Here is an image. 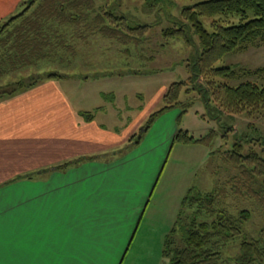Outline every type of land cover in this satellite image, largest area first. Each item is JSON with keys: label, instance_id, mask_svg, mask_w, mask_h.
Here are the masks:
<instances>
[{"label": "rangeland", "instance_id": "rangeland-1", "mask_svg": "<svg viewBox=\"0 0 264 264\" xmlns=\"http://www.w3.org/2000/svg\"><path fill=\"white\" fill-rule=\"evenodd\" d=\"M28 1H18L14 16L25 9ZM204 1L207 0H111L108 9L126 17L130 27L149 26L146 36L142 31L136 35L144 38V43L139 44L138 38H134L125 45L99 34L90 35L85 41L73 39L71 44L77 53L75 56L66 53L69 63H60L55 58L0 78L1 90L18 81L26 85L49 73H57L63 76L57 79V85L73 108L94 113L96 124L110 134L115 133V136L108 135L111 144L104 137L107 139L104 150L88 154L107 163L123 160L124 164L120 162L113 173L117 177L112 189L124 191L142 205L137 219L139 228L122 264H168L163 251L175 228L178 234L175 240L179 239L180 226L185 224L189 211L183 203L185 196L191 189L212 192L225 186L228 179V210L237 214L245 208L251 212V219L244 227V234L221 249L223 259L236 263L242 239L255 237L264 227V211L245 196L247 187L235 192L240 188L235 183L242 178L240 171L222 160L223 153L232 151L237 143L243 146L244 154L252 149L264 157V116L222 112L212 99L198 91L199 79H196L189 85L192 89L189 93H181L180 100L187 105L186 110L175 107L165 111L144 133L139 145L128 147L132 135H139L150 115L163 107L162 97L170 85L195 78L192 66L201 53V45L192 26L184 24L189 44L176 39L163 46L162 32L183 23V8ZM96 4L98 8L104 7L106 0H96ZM232 19L238 21V18ZM202 22L210 29L211 19L202 18ZM64 32L73 35L75 30L67 26ZM215 66L242 69L245 72L239 73V78L262 86L264 42L250 46L247 51L228 54ZM259 69L262 72H256ZM180 129L196 138L210 131L217 134L209 145L173 144V135ZM263 180L264 177L259 178L251 187L258 189ZM201 220L212 219L202 217Z\"/></svg>", "mask_w": 264, "mask_h": 264}, {"label": "trees", "instance_id": "trees-1", "mask_svg": "<svg viewBox=\"0 0 264 264\" xmlns=\"http://www.w3.org/2000/svg\"><path fill=\"white\" fill-rule=\"evenodd\" d=\"M110 1L106 0L105 6L98 8L96 0H29L22 12L0 26V78L55 58L60 63H69L66 53L73 56L77 53L71 44L73 39L85 41L88 36L99 34L125 45L134 38H138L137 43H144V38L140 39L136 35L142 31L146 36L149 26L130 27L126 17L108 9ZM181 16L183 23L163 30V46L176 39L189 44L184 24H190L201 45V53L192 66L195 78L170 85L162 97L163 107L150 115L139 135H132L128 147L139 145L165 111L175 107H183L185 111L187 105L180 100L181 93H189L192 90L189 85L194 84L196 79H199L198 91L212 99L222 112L233 115L246 113L250 117L264 116V85L243 81L242 77L239 78V73L245 72L242 69L215 66L228 54L244 52L250 46L264 42V0H207L183 8ZM202 18L211 19L210 29L204 26ZM232 18H238V21L234 22ZM67 26L75 30L73 35L64 32ZM256 72H262V69ZM62 77L57 73H49L26 85L22 81L10 87L6 85L1 87L0 99L28 90L44 80ZM231 81L238 84L232 85L229 83ZM80 116L85 122L95 119V114L91 112H82ZM216 134L210 131L208 135L196 138L180 129L173 143L209 145ZM93 159L81 157L53 170L66 171L84 160ZM222 160L232 169L240 171L242 178L235 181L237 185L240 184V188L235 185V192H242L247 187L245 196L264 211V180L258 189L251 187L264 177V157L252 149L244 154L243 146L237 143L232 151L223 153ZM226 185L204 193L191 189L185 196L183 203L189 209L185 224L180 226L178 240H175L177 229L172 230L163 251L168 264H264V227L255 237L242 239L236 263L223 259L221 249L240 238L251 219V212L245 208L237 214L228 210L226 200L230 191ZM202 217L212 220L204 221Z\"/></svg>", "mask_w": 264, "mask_h": 264}, {"label": "crops", "instance_id": "crops-1", "mask_svg": "<svg viewBox=\"0 0 264 264\" xmlns=\"http://www.w3.org/2000/svg\"><path fill=\"white\" fill-rule=\"evenodd\" d=\"M18 1L0 0V26ZM81 113L57 80L0 99V264L123 263L142 205L112 189L123 160L88 154L115 133ZM81 157L94 159L53 170Z\"/></svg>", "mask_w": 264, "mask_h": 264}]
</instances>
